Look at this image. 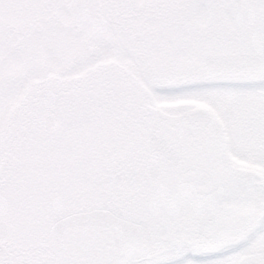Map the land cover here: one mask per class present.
I'll return each mask as SVG.
<instances>
[{"label": "snow or ice", "instance_id": "1", "mask_svg": "<svg viewBox=\"0 0 264 264\" xmlns=\"http://www.w3.org/2000/svg\"><path fill=\"white\" fill-rule=\"evenodd\" d=\"M0 264H264V0H0Z\"/></svg>", "mask_w": 264, "mask_h": 264}]
</instances>
